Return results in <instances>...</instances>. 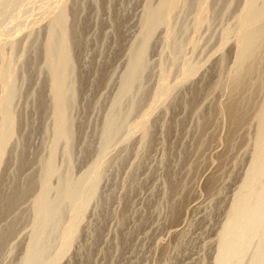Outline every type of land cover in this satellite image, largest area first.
I'll return each instance as SVG.
<instances>
[{
  "label": "rangeland",
  "instance_id": "374dc122",
  "mask_svg": "<svg viewBox=\"0 0 264 264\" xmlns=\"http://www.w3.org/2000/svg\"><path fill=\"white\" fill-rule=\"evenodd\" d=\"M25 1L27 3L24 2L22 8L13 12L15 15L12 13L13 18L21 20L11 18L13 22H10L13 25L7 33L6 28H0L2 30H0V36H3L0 39L3 41L9 37L16 39L17 32L14 30L18 27L16 40L21 45L28 44L32 60L29 67L31 79L25 84L19 83L22 96L16 102L20 117L17 133L20 136L17 135L15 139L25 136L27 138H23L22 141L19 138L17 142L14 139L15 142L10 144L9 155L6 156L7 160L4 161L0 171L2 172L0 177L4 181L2 183L0 178V184L9 185V187L16 183H23L30 176L40 174L42 168L39 167L40 159L48 155L46 149L49 148L51 141L50 133H45V128L52 122H49L50 110L48 108L49 112H47L48 106L38 110L35 95L41 89L39 88L41 83L46 87L47 73L40 77L38 70L45 62L43 42L47 24L60 2L56 0L55 4L48 0L54 6L50 9L49 2L45 4L46 0H33L34 3L31 2L32 0ZM70 1L79 4L85 2L88 5L82 16V19L88 22L83 33L87 45L81 50L78 59V67L84 81L80 88L81 92L79 91L78 107L74 112L78 118V134L75 138L77 160L73 171L75 170L74 173L78 175L82 174L96 157L100 143L99 131H102L105 117L112 111L113 102L119 94L122 76L128 69L130 52L140 42L143 14L150 1L158 0H102L100 10L94 8L91 0ZM39 2L47 6L45 8L49 9L48 14L43 4ZM229 2L230 0L217 1L215 8L222 11ZM241 3L242 0H236L228 14L215 20L210 28L203 26L194 34L195 36L192 35L191 29L185 34L183 31L179 33V41H185L192 36L200 40V44L193 53L195 60L201 61L210 55L212 59L210 58L206 66L200 69L201 72L194 76L195 79L193 78L187 82L188 84L185 83L178 89L176 100L179 104L171 106L169 102L166 105V107L170 105L168 108L161 106L156 114L150 117L154 136L141 155H136L137 148L140 146L138 133L129 142L121 143L119 148L116 147L112 154L110 153L108 175L101 183V191L102 196L113 194L112 200L107 209L99 211V215L95 213L94 205L89 207L81 237L78 238L70 255L63 258L61 264H214L218 233L225 219L224 215L249 164L253 139L251 136L254 135L255 125L251 118L246 117L247 119L243 120L239 129L231 132L227 116L214 111L210 124L198 129L197 117L193 114L192 108L195 105H202V108L206 110L217 107L227 99L222 89V92L216 90L212 95L203 90L197 98L199 100L196 99L197 103L194 102L192 105L193 107H184V100L189 96V92L201 85L205 76H210L213 82L218 79L221 54L215 53V50L219 44L220 33L233 23L234 15L240 9ZM103 4H110V9L105 10ZM28 5H34V7L42 5L43 11L33 6L28 8ZM32 7L33 11L37 9L36 17L35 15L33 17V12L31 13ZM40 11L46 12L47 16H44L42 12L39 14ZM28 12L30 15L27 17ZM192 19L189 15L180 14L178 22H186L191 28ZM32 23L33 25L37 23L39 26L36 24L35 27H28ZM19 24L21 25L18 26ZM27 28L29 31L30 28L40 29L37 33L40 36L25 39L28 33ZM11 34L12 36H9ZM163 37L164 29L160 27L152 39L148 52L147 62L150 65L142 85L146 89L147 96L156 84L159 61L165 52ZM20 50L16 56L19 77L24 73H21ZM225 50L227 62L230 63L234 54L232 41L227 44ZM191 52L189 47L184 49L186 54ZM176 76L174 74L172 83L176 80ZM97 78L101 81L91 85L90 83ZM138 88L136 86L134 94L138 93ZM45 93L47 95V91ZM130 104L131 100H126L122 110L126 111ZM138 115L137 117L134 115L133 121L139 118ZM21 135L24 136L21 137ZM23 141L22 146L19 142ZM22 150L25 151L28 160L21 167L17 164L18 159L15 155L20 154ZM60 155L58 162H61V158L64 159L63 154L60 153ZM15 169L19 170L20 175ZM14 171L19 175L16 178L13 177ZM171 177L174 180L171 181ZM132 179L136 180V184L133 192H129L131 185L129 183ZM5 180L10 183L13 181L12 185ZM33 190L35 191L31 192H37L36 187ZM34 193L32 195L30 193L29 198L27 196L12 211L0 218L1 230V227L4 228L8 222L27 212L26 219L24 218L4 247L0 249V264L20 263L32 229L29 208H31ZM98 226L101 231L99 237L95 238L96 230L94 229ZM92 237L95 239L93 240ZM12 248L15 250L9 253Z\"/></svg>",
  "mask_w": 264,
  "mask_h": 264
},
{
  "label": "bare ground",
  "instance_id": "6f19581e",
  "mask_svg": "<svg viewBox=\"0 0 264 264\" xmlns=\"http://www.w3.org/2000/svg\"><path fill=\"white\" fill-rule=\"evenodd\" d=\"M47 1H45L46 5ZM51 1L55 4L57 2L56 0ZM91 1L94 8L102 9V0ZM217 1L220 2V0L150 1L143 14L140 42L130 52L128 69L122 76L119 94L113 102L112 111L105 117L101 133L99 131L100 143L96 157L87 169L78 175L74 173L75 170L73 171L77 160L75 138L78 134V118L74 112L78 107L79 91L84 81L83 74L78 67V59L81 50L85 49L87 45L83 33L88 22L84 21L82 16L88 5L85 2L79 4L70 0L58 1L60 3L57 4L58 6L56 5V11L53 15L50 14L43 42L45 62L38 70L40 77L45 72L47 73L46 87L41 83L39 86L41 89L36 92L38 94L34 93L35 97L37 96L36 107L38 110L47 106V112H49L48 108L50 110L49 122H52L45 128V133L51 135L50 144L48 142L49 148L46 149L48 155L46 153V157L40 159L41 166L38 165L42 168L40 174L36 175L37 177L32 175L33 177L30 176L21 184H17L14 180L16 184L13 186H11L13 181L10 183L5 180L11 184V187L3 185L4 181L0 177L3 181L0 184V218L12 211L27 196L29 198L34 193L31 191H35L33 190L35 187L37 189L35 195L32 196L34 198L31 197L33 202L30 199L32 205L29 208L31 216L29 217L32 229L19 264H61L63 258L70 255L78 238L81 237L82 226L89 207L94 205L97 214L99 211L107 209L113 194L112 196H102L101 183L108 175L107 166L110 153L121 143L129 142L138 133L140 146L137 148L136 155H141L154 136L150 117L156 114L159 107L168 108L170 105L168 107L166 105L169 102L171 106L179 104V101L176 100L178 89L191 81L197 73L201 72L200 69L212 59L211 55L201 61L194 59L193 53L200 44V40L193 36L203 26L210 28L215 20L228 14L236 0H230L222 11L215 8ZM24 2L27 3L25 0H0V28H6V33L13 25L10 22H13L11 19L15 15L13 12L22 8ZM48 2L50 3H48L50 5L48 7L53 8L52 2ZM45 4H43L44 8L47 7ZM103 5L105 10L110 9V4ZM31 6L34 7V5ZM28 8L25 7V9ZM34 8L31 10V13H34H32L33 17L34 15L36 17L37 9L43 11L42 5L35 11H33ZM47 10L49 9L47 8L46 12ZM46 12H42L45 14H43L44 16H47ZM180 14L193 18L191 28L187 26L186 22H178ZM28 15H30L29 12L26 16L28 17ZM19 19L16 20L19 21ZM35 25L32 23L28 27H35ZM37 26L39 25L37 24ZM160 27L164 29L165 52L159 61L156 84L147 96L146 89L142 85L150 65L147 62L148 52L152 39ZM17 28L14 30L17 32L15 33L16 39H18ZM35 29L30 28L25 39L38 36L37 33L40 29ZM190 29L193 36L185 41H179V33L183 31L185 34ZM24 34L26 35V33ZM1 37L3 38V36ZM9 38L3 41L0 39V171L4 161L7 160L6 156L9 155L10 144L19 134L17 126L20 123V117L16 109V102L22 96L19 83L25 84L31 79L29 67L32 60L28 44L21 45L18 40ZM230 41L233 42L234 54L232 61L228 63L225 47ZM27 42L29 43V41ZM187 47L192 51L191 54L188 53L189 55L184 53V49ZM18 50H20L22 58L21 73L24 72L20 73V77L17 75L16 68V66L18 67L16 65ZM215 53L221 54L218 79L213 82L210 76H205L201 85L189 92V96L184 100V107H193L192 105L203 90L212 95L214 91L222 89L227 99L223 103L219 102L217 107L206 110L202 108V105H195L192 108L193 114L197 117L198 129L207 127L213 120L212 115L216 111L220 115L222 113L227 116L231 132L238 130L246 117L253 121L255 132L253 136L250 135L253 139L249 164L240 185L229 202L224 215L225 219L218 233L213 263L264 264V0H242L240 9L234 15L233 23L221 31ZM174 74L177 76L172 83ZM100 81L101 79L97 78L90 84L94 85ZM136 86L139 87L138 93L134 94ZM44 90L47 91V95ZM126 100H131V104L125 111L122 108ZM134 115L139 116L134 119L135 121H133ZM23 136L21 135V137ZM25 137L23 138L25 139ZM19 138L15 139L16 142ZM23 138H20V141ZM22 143L24 144V141L19 142L20 145ZM22 149L24 150V147ZM23 150L20 154L15 155L19 162L17 164L21 167L28 160ZM60 153L63 154L64 159L61 158L59 163ZM16 172L19 174V170ZM16 172L12 173L15 178L18 175ZM172 178H170L171 181L174 180ZM18 179L20 180L19 177ZM135 181L132 179V182L129 183L131 184L129 192L134 190ZM26 214L27 212L22 213L21 216L14 218L10 223L8 222L6 226L4 225V228L1 227L0 249L4 247L10 236L22 223ZM100 226L94 229L96 230L95 233L93 232L95 238L100 235ZM13 249H10L9 253H13Z\"/></svg>",
  "mask_w": 264,
  "mask_h": 264
}]
</instances>
